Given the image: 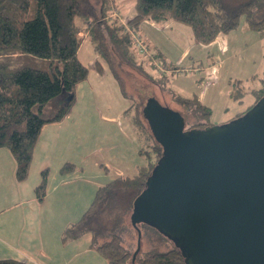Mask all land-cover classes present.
Segmentation results:
<instances>
[{
  "label": "trees",
  "instance_id": "obj_1",
  "mask_svg": "<svg viewBox=\"0 0 264 264\" xmlns=\"http://www.w3.org/2000/svg\"><path fill=\"white\" fill-rule=\"evenodd\" d=\"M116 6L117 0H0V147H6L15 160L16 180L22 181L28 175L41 127L61 120L68 113L74 103L75 85L88 75L89 66L77 57L85 36L98 55L92 66L102 72L101 57L121 93L131 99L118 69L126 64L144 72L145 62L154 67L148 61L150 55L143 56L132 38L144 20L186 24L195 39L203 43L214 40L219 33L236 29L241 22L259 34L264 32V0H132L133 15L126 21L119 18ZM113 11L117 13L113 15ZM154 51L155 57L164 59L159 48L155 47ZM148 72L167 90L163 75L154 77ZM259 79L260 86L250 90L252 101L229 120L243 114L264 95V69ZM238 84L234 83L230 95L242 103L246 90ZM170 93L183 109L199 119L187 129L211 125L210 107L197 96L187 97L172 90ZM131 104L136 110L126 113L129 112L142 139L140 154L145 163L132 176H118L99 185L88 208L65 227L61 239L73 240L91 233V247L106 264H186L181 250L174 244L164 250L155 247L141 252L139 249L132 258V251L121 242L119 231L127 229L125 218L130 216L134 199L144 189L162 154V146L144 117L143 106L137 111L141 104L133 100ZM138 113L147 127L139 122ZM74 167L66 162L60 172H71ZM47 176L48 169H43L35 187L38 200L45 194ZM137 225L141 240L146 237L158 244L166 240L155 226L146 222ZM131 228L134 229L132 225ZM0 264L26 263L4 258Z\"/></svg>",
  "mask_w": 264,
  "mask_h": 264
},
{
  "label": "water",
  "instance_id": "obj_2",
  "mask_svg": "<svg viewBox=\"0 0 264 264\" xmlns=\"http://www.w3.org/2000/svg\"><path fill=\"white\" fill-rule=\"evenodd\" d=\"M162 154L134 199L130 223L155 226L186 264H264V95L203 128L150 96L142 108Z\"/></svg>",
  "mask_w": 264,
  "mask_h": 264
},
{
  "label": "crops",
  "instance_id": "obj_3",
  "mask_svg": "<svg viewBox=\"0 0 264 264\" xmlns=\"http://www.w3.org/2000/svg\"><path fill=\"white\" fill-rule=\"evenodd\" d=\"M121 2L127 1L117 0L119 18L126 21L133 7L131 15L123 17ZM144 24L155 26L149 20ZM87 40L90 45L82 48ZM77 57L89 66L87 77L75 85L76 98L80 94L85 98L82 102L74 99L61 120L41 127L24 180L15 179V160L6 147H0V259L26 264H106L91 247V233L62 241V232L88 208L99 185L118 176H132L145 163L140 154L142 139L124 111L129 99L123 98L119 111H99L96 101L104 100V84H110L107 78L116 79L104 65L102 72L92 66L98 55L86 36ZM66 162L75 167L61 173ZM43 169H48L46 190L38 200L35 187Z\"/></svg>",
  "mask_w": 264,
  "mask_h": 264
},
{
  "label": "rangeland",
  "instance_id": "obj_4",
  "mask_svg": "<svg viewBox=\"0 0 264 264\" xmlns=\"http://www.w3.org/2000/svg\"><path fill=\"white\" fill-rule=\"evenodd\" d=\"M124 1L127 2H121V14L127 18L131 15L132 0ZM116 7L119 10L118 5ZM144 22L146 21L140 24L135 34L147 48L143 56L150 55L148 61L153 62L154 67L145 62L144 72H139L126 64L118 69L125 91L131 96V99L125 103L129 102L132 107L124 111L136 110L131 104L132 100L134 103L141 104L137 109L141 111L146 99L153 96L160 104L177 111L183 117L184 128H187L199 119L191 116L189 111L175 101L170 93L171 90L187 97L201 98V102L210 107L208 121L212 125L229 121L252 101L253 96L250 90L260 86L259 78L264 69V32L259 34L241 22L236 29L228 33H219L214 40L203 43L195 39L190 27L186 24L177 21L158 22L149 28ZM86 44L90 45L88 40L83 41L82 48ZM154 45L163 51L164 59L155 57ZM80 55L84 57L82 52ZM99 61L108 69L101 57ZM146 71L154 77L163 75L167 90ZM108 73L111 74L110 71ZM107 79L110 84H104V100L99 97L98 101L95 100L96 104L100 107L99 111H119L124 104L123 98L126 97L121 93L116 80L109 77ZM234 83H239L238 85L246 90L242 103L230 95ZM77 98V101L82 102L85 95L80 94ZM77 98L75 92V101ZM77 108H81L79 104ZM126 114L128 115L129 112ZM137 118L144 127H147L140 113ZM125 225L127 229L119 231L121 242L133 254L136 249V232L131 228L128 216L125 218ZM163 240L162 244H158L156 240L148 241L144 237L141 240L140 251L146 252L155 247L164 250L173 244V241L167 237Z\"/></svg>",
  "mask_w": 264,
  "mask_h": 264
},
{
  "label": "built area",
  "instance_id": "obj_5",
  "mask_svg": "<svg viewBox=\"0 0 264 264\" xmlns=\"http://www.w3.org/2000/svg\"><path fill=\"white\" fill-rule=\"evenodd\" d=\"M112 13H113V15H115L117 13V11H113ZM132 38H133V40L135 42V46L137 47L138 51L140 53H146L147 52L146 51L147 49L144 46V44L140 41V39L137 37V35L133 33L132 34Z\"/></svg>",
  "mask_w": 264,
  "mask_h": 264
},
{
  "label": "flooded vegetation",
  "instance_id": "obj_6",
  "mask_svg": "<svg viewBox=\"0 0 264 264\" xmlns=\"http://www.w3.org/2000/svg\"><path fill=\"white\" fill-rule=\"evenodd\" d=\"M146 103V102H145ZM144 106H145V104H144ZM144 106H143V108H144Z\"/></svg>",
  "mask_w": 264,
  "mask_h": 264
}]
</instances>
